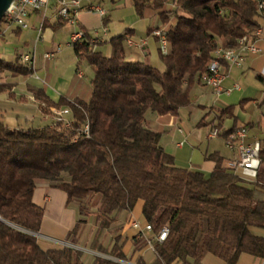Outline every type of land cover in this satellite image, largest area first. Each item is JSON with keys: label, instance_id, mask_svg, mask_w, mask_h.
I'll return each mask as SVG.
<instances>
[{"label": "trees", "instance_id": "obj_1", "mask_svg": "<svg viewBox=\"0 0 264 264\" xmlns=\"http://www.w3.org/2000/svg\"><path fill=\"white\" fill-rule=\"evenodd\" d=\"M133 2L141 17L152 10L168 26L163 70L127 60L123 35L110 39L111 53L105 56L84 32L74 49L94 70L93 91L88 102L66 103L72 106L73 127L10 129L0 120V264H86L80 249L40 244L45 209L33 199L39 180L66 192L67 204L77 202L79 217L66 237L73 244L94 211L93 249L126 259L122 237L116 235L107 248L101 234L123 210L142 201L154 236L169 227L165 241L155 240L154 264H203L208 253L226 264H237L242 253L264 256V236L253 232L264 228V146L255 180L227 169L216 153L209 156L215 168L206 175L177 166L161 145L162 132L147 125L150 112L177 115L190 104L193 86L205 82L219 46L238 47L241 38L260 28L255 1ZM6 71L29 75L34 69L0 59V73ZM13 87L0 81V92ZM34 92L50 103L41 89ZM234 129L223 133L226 139ZM92 264L120 263L97 256Z\"/></svg>", "mask_w": 264, "mask_h": 264}, {"label": "crops", "instance_id": "obj_2", "mask_svg": "<svg viewBox=\"0 0 264 264\" xmlns=\"http://www.w3.org/2000/svg\"><path fill=\"white\" fill-rule=\"evenodd\" d=\"M92 3L105 7L107 15L101 17L91 12L88 7ZM83 7L78 14L76 26L58 17L57 1L51 0L45 15L42 11L31 14L28 29H17L13 35L0 40V59L11 62L18 60L21 63L24 53H33L35 57L32 74L15 75L9 71L0 73V81L14 84L12 89L0 92V120L10 129L27 130L49 126L52 123L50 111L42 107H59L58 104L64 106L68 101L90 100L94 70L87 60L79 58L75 53L71 37L77 29L86 32V39L94 44V50L105 56L111 53L110 39L123 35L127 60L145 62L160 70L165 68L158 39L152 35V30L166 28L167 24L162 23L154 11L147 10L145 16L141 17L136 12L133 0H83ZM174 21L171 18V23ZM259 21L262 33L254 35V38L263 52L247 53L237 66L229 67L225 64V88L239 83L233 78L234 74H245L250 69L264 83V23L262 18ZM126 36L136 42L144 39L145 43L128 46ZM10 40L14 42L11 43ZM48 52H55V57L47 58ZM21 78L26 81L19 90ZM239 84L241 88L233 90L230 95L217 96L201 79L193 86L190 104L182 107L177 115L147 114V125L162 132L161 145L174 156L177 166L209 175L216 165L209 157L213 153L222 157V165L225 166L226 161L233 158L235 153L227 146L223 133L243 125L249 129V140H259L264 146V88ZM35 89H41L50 103L37 98ZM226 109L229 110L225 112ZM214 126L219 127L222 133L217 137H210ZM203 127L210 129L201 133ZM180 142H183L181 146L178 145ZM225 144L228 153L224 152ZM33 199L45 209L42 228L45 224L52 223L60 228L59 240L66 239L79 217L78 208L75 210L71 206L77 204H67L66 192L52 187L47 180L37 182ZM142 207L143 202L139 201L132 211L123 210L119 214V232L114 237L119 234L125 241L123 250L127 260L137 264H154L157 254L146 240V237L152 238L154 234L147 232L146 237H141L139 230L131 225L133 220L139 221L141 225L146 223ZM52 209L60 210L62 217H52ZM253 232L264 236V228L254 227ZM100 241L105 247L108 246L103 240ZM113 243L114 241L110 248ZM48 244L50 243L43 242L44 246L49 247ZM203 264L226 262L208 253L203 257ZM237 264H264V259L262 256L242 253Z\"/></svg>", "mask_w": 264, "mask_h": 264}, {"label": "built area", "instance_id": "obj_3", "mask_svg": "<svg viewBox=\"0 0 264 264\" xmlns=\"http://www.w3.org/2000/svg\"><path fill=\"white\" fill-rule=\"evenodd\" d=\"M58 4V17L66 23L76 25L78 24V14L84 8L83 0H56ZM256 3L257 11L260 18L264 20V0H254ZM51 0H14L8 7L5 15L0 21V40L5 39L9 35H13L17 29L24 30L30 27V16L36 11H42L45 15ZM88 9L91 12L99 14L101 17L107 15L105 7L99 3H92ZM42 25L39 28L41 32ZM107 28L105 27V30ZM262 30L258 28L255 33L244 36L239 40L238 47L226 48L219 46L213 53L211 59V66L209 67V73L205 77V83L213 90L217 96L230 95L233 90L241 88L239 83H235L233 87L225 88L223 82L226 78V72L224 71V65L229 67L237 66L247 53L260 54L263 50L256 44L257 39L254 35H260ZM152 35L158 39L160 51L164 54L168 51H163V40H167V33L164 28H155L152 31ZM85 39L84 31L77 29L74 31L71 37V42L74 45L78 41ZM126 42L128 46L141 45L145 43L144 39H140L136 42L131 37L126 36ZM55 52L46 53L47 58L55 57ZM21 63L23 65L31 66L34 69L35 57L33 53H24L21 56ZM73 102L77 105L76 102ZM70 105H64L59 107L51 108L52 126L71 128L73 127V110ZM84 132L89 133V123H85ZM182 131V129H180ZM222 131L219 127L214 126L210 132V137H217L221 135ZM183 142L178 145L181 146ZM227 146L234 151L235 155L233 158L226 161L225 167L237 174L242 178L252 181L258 176V172L261 166V142L259 140H249V129L247 126H239L235 128L226 139ZM131 225L139 230L141 237H146L147 232L153 233L152 224L146 222L141 225L139 221L133 220ZM169 235L168 225H164L158 234L152 238L146 237L148 245L155 250V240L163 242ZM55 241L61 245L73 247L74 245L69 244L65 240ZM96 251V250H95ZM99 252V251H97ZM101 253V252H100ZM105 258V257H104ZM108 259H111L120 264H137L130 262L124 258H118L108 255ZM264 259V256H263Z\"/></svg>", "mask_w": 264, "mask_h": 264}, {"label": "rangeland", "instance_id": "obj_4", "mask_svg": "<svg viewBox=\"0 0 264 264\" xmlns=\"http://www.w3.org/2000/svg\"><path fill=\"white\" fill-rule=\"evenodd\" d=\"M263 23L264 20L262 19ZM166 27H168L166 25ZM11 43H13L14 41L10 40ZM233 78L241 83L243 86H256L257 88H264V83H262L260 81V79H258L256 77V73L253 70H248L247 72H245V74L243 73H238V74H234ZM26 81L25 78H21L19 80L20 85H19V90L23 87V83ZM43 109H49L50 111V115H51V108L52 107H42ZM210 129V128H209ZM205 127H203V129L201 130V133L206 132L207 130H209ZM228 148L225 144L224 146V152L228 153ZM77 204V202H75ZM72 207L75 208V210H77L78 206L75 204L71 205ZM51 216L54 218H59L62 217V213L60 210L57 209H52V211L50 212ZM97 229H98V223L96 222V217H95V213L93 211V214H91L89 216L88 222L82 227L81 231L79 232V241L77 244H72L70 240L68 239H64L65 241H67L69 244L74 245V248L80 249L83 251V259L85 261L86 264H92V262L94 261L95 257L99 256V257H105L108 258V255L105 253H100L97 252L93 249L92 247V241L93 239L96 237L97 235ZM119 232V223H115L111 226V228L109 230H106L104 232H102L101 234V240H103V242L105 243V245H108L107 248H110V245L112 244V242L114 241L115 237L114 235L116 233ZM38 239L40 240V244L43 247H48V246H44L43 242H49L50 244L49 247H62L61 245H59L55 239H60L61 237V231L60 228H58V226L56 227L55 225H53L52 223L50 225L45 224L44 228L41 229L40 234L37 235Z\"/></svg>", "mask_w": 264, "mask_h": 264}, {"label": "water", "instance_id": "obj_5", "mask_svg": "<svg viewBox=\"0 0 264 264\" xmlns=\"http://www.w3.org/2000/svg\"><path fill=\"white\" fill-rule=\"evenodd\" d=\"M14 0H0V21L2 20L8 7Z\"/></svg>", "mask_w": 264, "mask_h": 264}, {"label": "bare ground", "instance_id": "obj_6", "mask_svg": "<svg viewBox=\"0 0 264 264\" xmlns=\"http://www.w3.org/2000/svg\"><path fill=\"white\" fill-rule=\"evenodd\" d=\"M168 50V43L167 40H163V51H167ZM211 66V64H210Z\"/></svg>", "mask_w": 264, "mask_h": 264}]
</instances>
